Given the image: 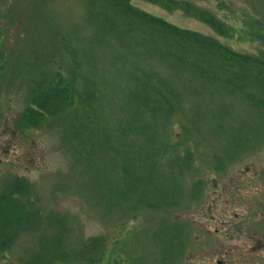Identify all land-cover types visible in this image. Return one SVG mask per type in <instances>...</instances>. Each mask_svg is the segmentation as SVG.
<instances>
[{"label": "trees", "instance_id": "obj_1", "mask_svg": "<svg viewBox=\"0 0 264 264\" xmlns=\"http://www.w3.org/2000/svg\"><path fill=\"white\" fill-rule=\"evenodd\" d=\"M144 1L168 11L179 9L220 36L230 34L224 22L190 2ZM81 30V63L63 37L43 45L46 62L56 63L60 55L53 60V45L61 42L73 58L72 69L67 77L59 72L41 75L33 83L30 104L21 118L35 126L44 116L55 117L74 105L81 107V118L72 113L69 126L72 137L81 141V155L90 163L89 171L97 176L95 191L103 205L112 194L105 168L122 173L118 190L129 202L127 211L170 208L186 197L195 199L201 190L192 186L193 194L189 188L185 192L178 181L194 168L197 174V169H192L190 149H175V135L169 133L175 124L198 136L208 127L214 139H229V145L236 146L230 154L242 146L238 139L243 135L249 139V133H264V51L237 52L216 38L139 9L130 0H84ZM0 59L4 61V55ZM249 115L254 125H246ZM232 123L240 126L235 128ZM218 158L214 162L219 163ZM23 196H29V187L19 176L0 189V256L19 235L41 226L38 211L29 206L30 196L28 204L18 198ZM188 230L182 222L161 224L159 236L151 240L161 248V264L183 253ZM62 234L59 230L51 238L39 237L26 264L65 261L68 254ZM101 251V241L91 238L77 258L94 264L101 259Z\"/></svg>", "mask_w": 264, "mask_h": 264}, {"label": "rangeland", "instance_id": "obj_2", "mask_svg": "<svg viewBox=\"0 0 264 264\" xmlns=\"http://www.w3.org/2000/svg\"><path fill=\"white\" fill-rule=\"evenodd\" d=\"M130 1L176 26L216 38L237 52L258 54L264 51V0H175L190 2L212 13L229 27L228 36L218 35L179 9L168 11L144 0ZM83 14L84 0H0V55H4V61L0 59V189L13 177H21L29 187V206L41 217V226L32 233L19 235L11 248L0 256V264H26L30 253L37 248L39 237L51 238L59 230L63 233L62 243L68 258L52 264H87L86 260L77 258V253L91 238H97L102 244L101 259L94 264H161V248L151 240L159 236L162 223L169 226L173 222L188 225L189 242L184 251L180 250L183 253L169 257L168 264H215V259L219 258L216 256L222 254L210 251L209 243L213 238L205 236L209 222L204 217L197 219L195 212L200 202L197 205L194 198L192 201L186 197L170 208L127 211L129 202L123 200L118 190L122 173L118 170L111 173L105 168L112 194L103 202L106 204L101 203L95 191L97 176L89 171L90 163L81 155V141L72 137L69 126L72 113L81 118L79 105L55 117L44 116L35 126H28L21 118L30 104L33 83L41 75L49 77L59 72L67 77L72 69L73 58L61 42L53 45L56 51L53 60L57 55L60 58L56 63L46 62L45 43L60 41L63 37L81 63ZM46 50L55 53L54 49ZM78 79L76 86L79 87ZM113 98L118 100L115 94ZM252 119V115L247 116V126L254 125ZM231 126L240 125L232 123ZM169 133L175 135V140H171L176 142L177 151L188 148L194 155L192 169L196 167L197 174L194 168V172L189 170L178 178L185 192L193 189L196 177L205 181L214 176L213 169H217L214 163L223 165L220 168L227 172L250 164L256 169L264 168V133L256 136L249 133V139L243 135L238 139L242 146H238L234 154L229 151L236 146L229 145V139H214L208 127L202 129L201 136L196 132H191L190 136L175 124ZM218 157L221 161L214 162ZM107 159L112 163V159ZM190 193L193 194L192 190ZM29 196L18 198L28 204ZM236 211L240 214V210ZM227 220L232 221V218ZM233 231L232 225H225L215 239L226 234L234 236ZM196 237L199 241H195ZM231 239V243H238ZM223 257L226 264H250V261L264 264V256L235 253Z\"/></svg>", "mask_w": 264, "mask_h": 264}, {"label": "flooded vegetation", "instance_id": "obj_3", "mask_svg": "<svg viewBox=\"0 0 264 264\" xmlns=\"http://www.w3.org/2000/svg\"><path fill=\"white\" fill-rule=\"evenodd\" d=\"M214 166L217 168L213 169L214 176L205 181L196 177L193 183L195 188L201 190L195 196V202H200L195 214L197 219L204 217L209 222V227L205 229L207 231L205 236L213 238L209 243L210 251L214 254H222L216 256L219 258L215 259V264H226L227 261L223 255L234 256L235 253L247 257H263L264 168L256 169L250 164L227 172L220 168V165L214 163ZM203 198L204 201H202ZM236 210H240V214ZM229 217L232 221L226 222ZM225 225L233 226L234 236L226 234L224 237L215 239ZM211 230L214 232L210 233ZM229 238L238 243H231ZM195 241L199 239L196 237ZM261 253L263 255H260ZM249 263L256 264L254 261Z\"/></svg>", "mask_w": 264, "mask_h": 264}]
</instances>
